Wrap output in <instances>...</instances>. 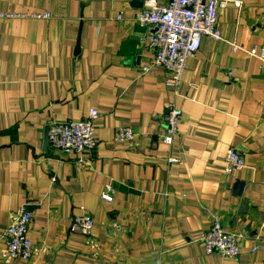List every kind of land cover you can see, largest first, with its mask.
I'll list each match as a JSON object with an SVG mask.
<instances>
[{
	"label": "crops",
	"instance_id": "1",
	"mask_svg": "<svg viewBox=\"0 0 264 264\" xmlns=\"http://www.w3.org/2000/svg\"><path fill=\"white\" fill-rule=\"evenodd\" d=\"M234 1L238 9L217 11L221 40L200 39L173 97L163 69L140 72L152 56L137 40L150 31L135 21L142 0H0V13L15 16L0 19V253L21 209L33 249L0 264H264V63L231 50L264 48V0ZM169 101L181 117L165 146L152 118ZM89 109L94 149L43 144L51 122L81 121ZM119 127L136 146L112 141ZM229 149L244 168L226 175ZM105 185L110 203L98 198ZM80 208L94 249L68 232ZM212 219L241 236L236 260L204 254Z\"/></svg>",
	"mask_w": 264,
	"mask_h": 264
},
{
	"label": "built area",
	"instance_id": "2",
	"mask_svg": "<svg viewBox=\"0 0 264 264\" xmlns=\"http://www.w3.org/2000/svg\"><path fill=\"white\" fill-rule=\"evenodd\" d=\"M228 4L238 9L240 4L234 0H167L165 5L158 6L155 0H142L143 11L136 14L135 21L140 29L150 30L146 35H139L138 43L146 45L152 56L147 64L140 68L141 73H149L152 69L161 68L167 73L164 86L171 91L173 97L177 95L182 71L188 59L198 51L200 39L206 37L212 41H220V34L216 28L217 11ZM13 14L0 13V19H10ZM33 18L46 20L48 14H34ZM120 14L115 20H120ZM232 52L242 51L250 58L264 63V48L251 47L242 50L231 44ZM230 74L227 73V76ZM98 115L94 109L87 111L81 121L51 122L47 126L46 143L56 152L81 155L95 147L93 138L94 122ZM181 112L174 102L164 105L160 116H154L163 125L160 141L169 146L177 133ZM112 141L136 146L135 134L130 128H116ZM169 163L174 160L168 159ZM223 173L230 175L244 168L242 156L234 149L225 152L223 159ZM112 190L109 185L103 186L99 193V200L110 203ZM31 221V214L24 209L18 210L10 216L2 237L5 247L0 253L3 262L14 259L27 261L32 255V244L26 236ZM92 219L83 209L73 216L68 225V232L84 237L89 248L95 244L90 239ZM239 234L225 232L218 220L212 219L209 229L203 234L201 244L204 254H216L223 258L236 260L239 255L237 241ZM256 248H252L254 251Z\"/></svg>",
	"mask_w": 264,
	"mask_h": 264
},
{
	"label": "water",
	"instance_id": "3",
	"mask_svg": "<svg viewBox=\"0 0 264 264\" xmlns=\"http://www.w3.org/2000/svg\"><path fill=\"white\" fill-rule=\"evenodd\" d=\"M46 132H47V127L45 128V137H44V142H43L44 145L46 144Z\"/></svg>",
	"mask_w": 264,
	"mask_h": 264
}]
</instances>
